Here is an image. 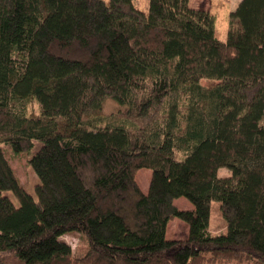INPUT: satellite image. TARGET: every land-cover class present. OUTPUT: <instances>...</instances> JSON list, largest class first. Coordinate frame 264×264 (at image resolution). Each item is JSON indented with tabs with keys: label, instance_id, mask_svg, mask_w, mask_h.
I'll return each mask as SVG.
<instances>
[{
	"label": "trees",
	"instance_id": "1",
	"mask_svg": "<svg viewBox=\"0 0 264 264\" xmlns=\"http://www.w3.org/2000/svg\"><path fill=\"white\" fill-rule=\"evenodd\" d=\"M214 24L189 0H149L147 14L132 0H0V253L21 264H264V0L239 2L225 41ZM30 100L38 115H26ZM106 100L125 122H91ZM5 145L34 149V196ZM174 218L183 239L165 237ZM70 233L86 242L80 256L59 239Z\"/></svg>",
	"mask_w": 264,
	"mask_h": 264
},
{
	"label": "rangeland",
	"instance_id": "2",
	"mask_svg": "<svg viewBox=\"0 0 264 264\" xmlns=\"http://www.w3.org/2000/svg\"><path fill=\"white\" fill-rule=\"evenodd\" d=\"M107 2L108 0H104ZM241 0H189V6L198 8L203 7L208 10L215 19L214 24V35L215 38L219 41H225L227 36V31L229 28V15L232 11L235 10L236 6ZM134 6L144 14L148 13L149 0H132ZM200 84L205 87H211L216 84V81L209 79H201ZM123 107L118 106L116 103L111 100H106L102 105V110L95 117L91 118L92 123L97 125H103L107 121L114 123L121 121L125 122L126 120L119 116V112ZM39 114L38 104L34 100H30L26 105V115L34 116ZM117 124V123H116ZM260 125L264 126V116L260 121ZM8 146H3V153L11 166L16 178L19 183L24 187L25 191L34 196V186L38 183V177L34 171L28 165V158L34 152L33 150L22 152L19 154H12L11 151L6 148ZM230 172L226 168H220L217 171L218 177L229 176ZM149 175L140 173L136 176V180L140 183L142 189L143 185L145 186ZM149 182V180H148ZM1 194L9 197L14 206H18L19 202L15 195L11 191H2ZM187 200L185 201H176V207L182 209L186 207ZM188 204H190L188 202ZM187 230V226L180 220L174 218L168 222L165 232L166 239H183ZM226 230V222L222 217L219 210V203L211 201L210 204V217L208 231L211 235H219L224 233ZM184 236V237H183ZM60 240L64 241L67 245L70 246L73 254L80 256L85 247L86 242L84 238L78 233H70L60 236ZM0 259L3 260L4 264H21V262L14 258L10 253L2 252L0 253ZM17 260V261H16ZM232 264H254V263H232Z\"/></svg>",
	"mask_w": 264,
	"mask_h": 264
},
{
	"label": "crops",
	"instance_id": "3",
	"mask_svg": "<svg viewBox=\"0 0 264 264\" xmlns=\"http://www.w3.org/2000/svg\"><path fill=\"white\" fill-rule=\"evenodd\" d=\"M140 173H144V174H146V175H149V179H150L151 171L148 170V169L142 168V169H140V170H138V171L136 172V174H135V180H136V176H137L138 174H140ZM149 179H148V180H149ZM148 180H147L146 185H145V186L143 185V187H145L144 189H142L140 183L136 180V182H137L139 188L141 189V191H142L143 193H145V192L147 191L148 184H149ZM177 200H178V201H185L184 198H179V199H176V200L174 201V204L176 203ZM175 205H176V204H175ZM186 205H187V206L184 207V208H182L181 210H191V209H193V207L191 206V204H188V202H187ZM178 209H179V208H178ZM186 234H187V230H186L185 235H186ZM185 235H184V236H185ZM184 236H183V237H184Z\"/></svg>",
	"mask_w": 264,
	"mask_h": 264
}]
</instances>
